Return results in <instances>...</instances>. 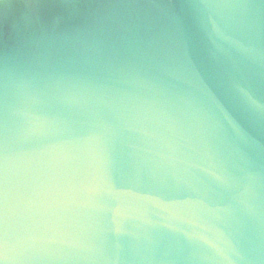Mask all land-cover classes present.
<instances>
[{
	"label": "water",
	"instance_id": "obj_1",
	"mask_svg": "<svg viewBox=\"0 0 264 264\" xmlns=\"http://www.w3.org/2000/svg\"><path fill=\"white\" fill-rule=\"evenodd\" d=\"M264 0H0V264H264Z\"/></svg>",
	"mask_w": 264,
	"mask_h": 264
},
{
	"label": "clouds",
	"instance_id": "obj_2",
	"mask_svg": "<svg viewBox=\"0 0 264 264\" xmlns=\"http://www.w3.org/2000/svg\"><path fill=\"white\" fill-rule=\"evenodd\" d=\"M247 101L251 108L264 109V104L260 103L258 100L252 97L251 94H247Z\"/></svg>",
	"mask_w": 264,
	"mask_h": 264
}]
</instances>
